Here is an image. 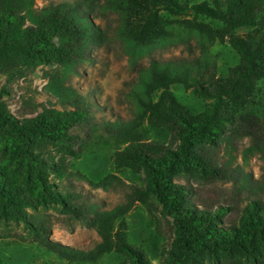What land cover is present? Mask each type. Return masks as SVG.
I'll return each mask as SVG.
<instances>
[{"label": "trees", "instance_id": "16d2710c", "mask_svg": "<svg viewBox=\"0 0 264 264\" xmlns=\"http://www.w3.org/2000/svg\"><path fill=\"white\" fill-rule=\"evenodd\" d=\"M37 1L0 0V72L16 66L24 76L38 65L56 68L48 74L46 88L61 106L39 103L33 115L19 118L0 105V219L23 223L34 240L71 262H95L113 251L122 256L116 264H152L141 246L127 240L124 217L140 202L167 220L171 231L170 241L157 249L158 264H264V182L248 173L234 176L212 157L230 132L247 137L248 149L264 157V121L236 109L264 78V0ZM105 8L117 11V32L133 46L147 47L182 33L201 39L198 59H154L140 68L141 91H133L137 110L132 118H95L103 108L91 100L96 91L82 92L60 79L107 38L106 30L95 22ZM163 13L184 17L181 31L171 29ZM187 16H204L221 26ZM249 30L258 33L249 37L245 34ZM214 40L228 43L238 55V62L224 75L206 56V46ZM173 83L205 100L203 110L196 112L181 103L170 89ZM154 91L159 95L152 100ZM151 128L167 137L150 138ZM42 143L52 145L56 154L42 155L37 148ZM94 144L116 146L114 169L143 175L142 184L130 185L125 200L111 208L87 198L68 180L69 159ZM215 181H230L242 203L201 208L191 182ZM118 182L122 181L107 174L91 184L105 189ZM48 206L94 228L99 240L87 249L53 244L37 215L40 207ZM232 209L236 216L224 219Z\"/></svg>", "mask_w": 264, "mask_h": 264}, {"label": "rangeland", "instance_id": "374dc122", "mask_svg": "<svg viewBox=\"0 0 264 264\" xmlns=\"http://www.w3.org/2000/svg\"><path fill=\"white\" fill-rule=\"evenodd\" d=\"M191 3L200 0H180ZM41 3L39 0L37 1ZM163 15L169 20V27L181 31L179 22L184 17L168 13ZM211 26H221L216 20L204 16H187ZM95 22L100 24L107 32V38L98 46L90 50V57L71 69L60 79L66 84L75 86L82 92L93 89L96 91L91 100L98 103L102 109L95 112V118L104 116L132 118L137 110V100L133 91H141L138 87L141 67L148 66L152 60L189 62L202 55L200 38L195 35L182 33L181 36L155 42L147 47L131 45L117 32L118 13L112 8H105L98 12ZM257 30L245 32L247 36L257 35ZM206 56L213 60L217 73L224 75L229 66L238 62V55L226 42L212 41L206 46ZM18 67L23 65L18 62ZM16 66L0 72V105L4 106L15 117H29L34 114L39 103L51 101L56 107L60 103L52 97L46 84L49 75L55 73L56 68L38 65L33 71H26L21 76ZM172 93L184 105L193 111L200 112L205 106V100L193 94L191 89L185 88L181 83L170 86ZM159 91L150 94L151 99H157ZM242 113L253 114L264 121V78L257 81L256 89L244 101L236 105ZM150 138L165 139L167 134L159 129L149 130ZM220 146L212 153L217 163H222L234 176L248 173L256 182H264V157L255 149H248L247 137L229 133ZM42 155H55L56 149L47 143L38 144ZM116 146L90 145L84 149L77 158L69 159L71 175L70 181L87 198L99 203L101 206L111 208L122 203L125 191L130 185H141V173L133 172L128 168L114 169L112 156ZM107 174L115 175L120 181L109 188H96L91 182ZM185 182L184 179H182ZM193 188L198 193L200 207L209 206L215 209L218 206L240 205L236 200L232 183L230 181H215L213 183H194ZM264 199V193H262ZM38 219L48 228V239L53 244L87 249L92 247L99 236L92 227H86L72 218L60 213L55 207H40L37 210ZM236 213L229 210L224 219H233ZM127 224V240L130 244L141 246L149 256L152 264L159 263L157 249L167 244L171 239V231L167 220L151 214L146 205L136 202L125 215ZM122 256L116 252L103 254L95 262L75 263L59 256L55 249L33 239L32 233L21 222L12 219H0V260L7 264H116Z\"/></svg>", "mask_w": 264, "mask_h": 264}]
</instances>
